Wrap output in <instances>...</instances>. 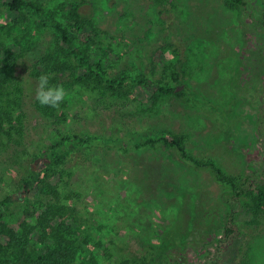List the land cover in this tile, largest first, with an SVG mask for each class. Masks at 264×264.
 <instances>
[{"label": "rangeland", "instance_id": "rangeland-1", "mask_svg": "<svg viewBox=\"0 0 264 264\" xmlns=\"http://www.w3.org/2000/svg\"><path fill=\"white\" fill-rule=\"evenodd\" d=\"M39 1L53 9L59 3L81 0ZM263 6L264 0H248L245 8H232L227 0H87L82 8L105 33L96 38L91 53L112 62L111 76L136 77L153 66L161 72L166 64L175 63L186 86L208 101L231 110L241 97L253 106L252 111L260 109L264 118V32L254 20ZM163 8L167 12L161 13ZM0 11L1 24L17 17L1 1ZM33 20L27 33L33 41L32 57L23 60L24 74L43 54L39 46L54 41L52 33L33 28ZM13 31L16 36L17 26ZM133 86L127 84L131 93L115 100L83 86L70 88L66 98L76 105L66 121L55 125L25 106L24 133L17 135L14 130L8 145L9 136L1 138L0 198L12 195L17 213L26 204L19 187V163L27 164L31 156L15 157L16 150L37 153L39 145L66 133L95 134L97 139L89 147L65 158V166L72 173L67 201L81 211L82 229L97 233L91 245L100 261L118 264L128 259L131 264H144L151 259L154 264L167 254L163 242L175 229L191 240L189 264H198L200 240L222 234L230 210L228 186L217 181L214 168L196 165L175 146L156 141L135 147L125 142L133 139L131 134L142 138L154 131L181 137L190 154L212 161L228 176H246L253 169L264 172V149H253L244 157L234 151L226 138L225 121L197 105L183 86L159 98L150 112L144 109L151 101V89ZM123 102L129 105L124 107ZM15 137L23 139L22 145L15 144ZM48 199L39 188L29 197L37 203ZM253 205L250 199L244 203L236 219L237 264H264V226H258L264 222V212L254 222L255 230L247 225Z\"/></svg>", "mask_w": 264, "mask_h": 264}, {"label": "trees", "instance_id": "trees-1", "mask_svg": "<svg viewBox=\"0 0 264 264\" xmlns=\"http://www.w3.org/2000/svg\"><path fill=\"white\" fill-rule=\"evenodd\" d=\"M0 1L7 12L17 15L6 24L0 23V143L2 136L7 135L8 145L13 139L14 130L17 135L24 133L28 117L25 106L32 108L52 125L68 119V112L76 105L70 98H66L59 108L42 106L35 98L36 80L42 74H49L50 84L63 85L67 91L83 86L97 90L104 99L115 100L128 96L131 89L126 85L129 83L134 85L133 88L148 87L151 89V101L148 105L145 104L144 110L147 112L155 109L159 98L183 86L197 105L207 107L225 121L226 138L234 151L244 157L253 149H264V118L260 109L254 107L256 111H252L253 106L248 105L249 102L241 97L234 100L231 110L208 101L186 86L184 74L175 63L166 64L161 72L153 66L149 73L136 77L120 73L111 76L112 62L91 53L98 44L96 38L105 33L92 16L83 10L87 0L59 3L53 9H47L39 0ZM227 3L232 8H245L248 0H227ZM163 12H167V9L163 8L161 13ZM2 14L0 11V15ZM32 18L33 28L40 33H52L54 41L47 47L39 46L38 49L43 54H39L36 63L30 64L29 73L24 74L23 60L28 56L32 57L33 41L27 38ZM254 20L264 32V6ZM16 26L18 31L15 36L13 29ZM128 102H123L122 106L127 107ZM131 135L133 139L125 143L138 147L162 141L175 146L196 165H209L215 169L217 181L228 186L230 210L226 213L220 237L217 238L212 233L211 237L200 240V247L196 249L197 254L201 253L202 259L198 264H237L234 260L237 252L233 248L236 219L241 214L244 203L250 199L255 205L247 212L251 216L247 225L256 229V226L253 227L254 222L260 218L261 211L264 212V172L253 169L251 173L246 172V176H228L212 161L190 154L181 137L169 138L156 131L142 138ZM95 139V134L86 136L66 133L53 143L39 145L37 153L22 147L16 150L15 157H19L20 153L31 156L27 164H22V160L19 163L22 171L19 187H22L21 194L25 197L26 204L17 213L13 211L12 195L0 198V264H103L91 245L97 233H88L82 229L81 211L67 201L69 177L72 173L65 166V158L74 151H84L83 148L89 147ZM115 141L118 143L120 140ZM22 143V138L15 137L16 145ZM37 188L49 196L48 201L37 203L29 200L32 191ZM258 226H264V222ZM190 244L191 240L184 238L180 232L170 230L163 242V248H167L168 252L154 264H170L168 258L175 260V264H189L187 251ZM151 263V259L144 262ZM118 264L131 263L126 259L118 261Z\"/></svg>", "mask_w": 264, "mask_h": 264}, {"label": "clouds", "instance_id": "clouds-1", "mask_svg": "<svg viewBox=\"0 0 264 264\" xmlns=\"http://www.w3.org/2000/svg\"><path fill=\"white\" fill-rule=\"evenodd\" d=\"M51 76L42 74L38 77L35 98L42 106L59 108L68 92L63 85L50 84Z\"/></svg>", "mask_w": 264, "mask_h": 264}]
</instances>
